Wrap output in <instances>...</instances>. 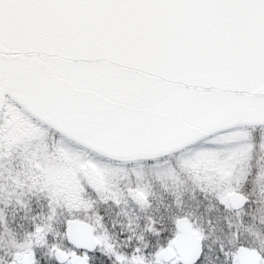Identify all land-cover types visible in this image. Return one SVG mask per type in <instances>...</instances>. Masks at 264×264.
I'll use <instances>...</instances> for the list:
<instances>
[{
  "label": "snow or ice",
  "instance_id": "6c2138e0",
  "mask_svg": "<svg viewBox=\"0 0 264 264\" xmlns=\"http://www.w3.org/2000/svg\"><path fill=\"white\" fill-rule=\"evenodd\" d=\"M260 84L264 0H0V134L11 130L13 109L30 117L18 91L34 92L94 134L135 142L226 100L209 90ZM181 219L191 217L177 202L148 219L151 245L68 239L44 253L34 247V264H46L45 256L56 264H183L179 254L161 256ZM215 258L230 260L226 250ZM205 260L202 252L196 264ZM7 264H17L15 254Z\"/></svg>",
  "mask_w": 264,
  "mask_h": 264
},
{
  "label": "rangeland",
  "instance_id": "374dc122",
  "mask_svg": "<svg viewBox=\"0 0 264 264\" xmlns=\"http://www.w3.org/2000/svg\"><path fill=\"white\" fill-rule=\"evenodd\" d=\"M12 112L11 130L0 134V221L31 225L29 241H20L23 247L14 246L15 252L67 246L59 233L67 217L89 218L107 245H151L148 219H158L177 202L201 234L205 264L218 253L223 239L218 230L231 248L239 240L257 248V239L264 240V125L222 132L157 160L120 163ZM233 192L252 200L239 217L230 214L227 202ZM6 245L13 250L11 243L0 241L5 252Z\"/></svg>",
  "mask_w": 264,
  "mask_h": 264
},
{
  "label": "water",
  "instance_id": "95a60500",
  "mask_svg": "<svg viewBox=\"0 0 264 264\" xmlns=\"http://www.w3.org/2000/svg\"><path fill=\"white\" fill-rule=\"evenodd\" d=\"M209 91L225 96L226 100L202 114L162 124L135 142L120 140L111 135L94 134L83 125L67 119L56 107L38 101L34 92L18 91L14 98L30 116L45 126L58 130L73 143L104 158L129 163L157 160L238 127L264 125V84L240 85L227 91ZM228 202L233 210H241L247 205L248 199L241 193H231ZM177 229L179 235L173 244L176 254L168 248L162 253L163 258L170 259L179 254L183 264H195L203 252L202 241L189 220H178ZM93 233L92 225L87 222L68 221L67 239L77 245L87 247L98 242ZM237 255L239 264H261L262 257L257 251L240 247Z\"/></svg>",
  "mask_w": 264,
  "mask_h": 264
},
{
  "label": "flooded vegetation",
  "instance_id": "af4514ba",
  "mask_svg": "<svg viewBox=\"0 0 264 264\" xmlns=\"http://www.w3.org/2000/svg\"><path fill=\"white\" fill-rule=\"evenodd\" d=\"M233 193H238V192H233ZM231 194V193H230ZM242 194V193H241ZM244 195V194H243ZM229 196V195H228ZM248 199V202H247V205L242 208L241 210H233L230 205H229V202H228V197H227V202H228V205H229V208H230V214H234L235 217H239L240 214H242V212L247 209L251 204H252V200L250 197H248L247 195H245ZM257 205H254L255 208L258 207L260 205V202L257 201V203H255ZM259 204V205H258ZM254 208V209H255ZM251 211L253 212V209H251ZM256 211V209H255ZM3 213V212H2ZM6 213L5 214V217L6 215L8 216L7 212H4ZM69 218L70 217H67L66 220L69 221ZM73 219L71 220H77V221H81V222H87L89 224L92 225L93 227V230H94V233H96V229L94 227V224L92 223V221H89L88 218H84L82 217V219H78V217H72ZM65 220V221H66ZM88 220V221H87ZM181 220H189V219H181ZM191 222V225H192V228L193 230L198 234V238L202 241V246H203V254L205 255V251H206V246L204 244V241L202 240V237H201V234L194 228V225H193V222L192 220L190 219L189 220ZM11 224V226H10ZM10 224H8V222H6V227L4 228L3 231H0V241H2L3 239H5L8 243H11V245H13V250H10L9 246L6 245V247H8V250L6 252H8L5 256H2L0 257V264H7V256H11L12 254H15L16 256V262L17 264H34V259H33V249L29 250V251H25L24 252H15V248H14V244L16 242V238L15 237L17 235V232H16V227L19 228V234L21 233V235H19L18 239H20L22 241V243L24 245L27 244V242L29 241L27 236L29 235V233L31 232V225L26 223V222H17V224L15 222H11ZM214 224V221H212V225ZM65 225V223H64ZM64 225L63 227L61 228V230H59L60 232V239L62 240V242L66 243L67 246H69L67 244V241L68 239L65 237L64 235ZM252 228L255 226L254 224V221L252 223ZM250 229V227H249ZM8 233L10 234V237L8 236ZM219 234L221 235V237H223V239H220L219 240V245H218V249H217V252H220L222 250H226V254L230 257V260L227 261V262H224L223 260L218 262L216 260V256L214 257L215 260H213L214 262L211 263V264H239V260H238V250L240 247H245V248H248L250 250H253V251H257L261 257H262V260H261V264H264V240L261 241L260 239H257L256 243L258 245V247H252V246H248L245 242H242V241H237L236 243L232 244V248L229 247L230 245L226 244L224 241L226 240L225 238V235H224V232L221 230H218V236ZM7 235V237H6ZM177 235H179V232L177 231L176 232V235H175V238L177 237ZM98 242H99V238L96 236H94ZM175 240V239H174ZM174 240L172 241V245L169 247L170 249L174 250V253L176 254V250L174 249ZM5 252V253H6ZM12 252H15V253H12ZM161 256L163 257V254H161ZM46 264H56L55 260H46ZM93 264H98L97 261H94ZM196 264V263H195ZM207 264V263H206Z\"/></svg>",
  "mask_w": 264,
  "mask_h": 264
},
{
  "label": "trees",
  "instance_id": "16d2710c",
  "mask_svg": "<svg viewBox=\"0 0 264 264\" xmlns=\"http://www.w3.org/2000/svg\"><path fill=\"white\" fill-rule=\"evenodd\" d=\"M88 219H89V218H88ZM15 237H17V238H16V242H15V244H14L15 247L18 246V248H22L23 246H21V244H20V241H21V240L18 239L19 235L17 234Z\"/></svg>",
  "mask_w": 264,
  "mask_h": 264
}]
</instances>
